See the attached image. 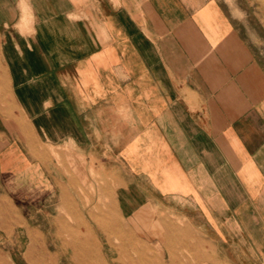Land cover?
I'll return each mask as SVG.
<instances>
[{
  "label": "crops",
  "instance_id": "1",
  "mask_svg": "<svg viewBox=\"0 0 264 264\" xmlns=\"http://www.w3.org/2000/svg\"><path fill=\"white\" fill-rule=\"evenodd\" d=\"M68 152L94 162L111 208L83 206L98 196L74 190ZM23 182L22 197L79 200L81 247L104 264H264V13L0 0V192Z\"/></svg>",
  "mask_w": 264,
  "mask_h": 264
},
{
  "label": "rangeland",
  "instance_id": "2",
  "mask_svg": "<svg viewBox=\"0 0 264 264\" xmlns=\"http://www.w3.org/2000/svg\"><path fill=\"white\" fill-rule=\"evenodd\" d=\"M228 2L233 10L240 7L249 18L261 16L264 13L261 4L263 0H228ZM51 154L60 165L61 159L58 152L51 150ZM41 155L42 151L39 155L40 160ZM65 161L69 165L67 175L76 177L78 180L77 184L73 183L74 190L98 196L97 198L81 199L87 210L93 208L96 212H101L100 208L105 209L113 206L112 199L100 197L101 191L106 188L104 178L100 177L94 169L93 161L69 152L63 162ZM19 186L22 187L19 192L9 190L0 192V242L2 243L0 264H25L20 261L21 254L28 249L29 251L31 249V257L30 252L27 254L31 260L30 264H104L101 261V246L98 248L91 245L81 247L80 239L77 236L79 232L75 230L79 220L74 214L75 208L79 206V200L77 202L73 197L67 198L60 205L56 198L43 197L41 190L26 198L21 195L22 191L29 187L28 183L23 182ZM89 217L99 221L104 219L102 215H89ZM114 221L117 222V219ZM60 223L63 227L68 224L69 229L63 231L62 235L66 241L67 249L58 247ZM32 240H35V245L28 248ZM44 241L47 245L46 248ZM115 243L117 245L119 241L116 239ZM83 248L91 251L94 261L70 262L71 254L60 253V250H63L62 252L65 250L80 251ZM78 255L73 258L81 259V253Z\"/></svg>",
  "mask_w": 264,
  "mask_h": 264
},
{
  "label": "bare ground",
  "instance_id": "3",
  "mask_svg": "<svg viewBox=\"0 0 264 264\" xmlns=\"http://www.w3.org/2000/svg\"><path fill=\"white\" fill-rule=\"evenodd\" d=\"M28 16V15H27ZM23 22H24V20H23ZM34 239V238H33ZM33 241H35V240H33Z\"/></svg>",
  "mask_w": 264,
  "mask_h": 264
}]
</instances>
